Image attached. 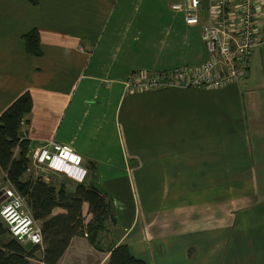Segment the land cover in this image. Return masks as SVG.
Returning a JSON list of instances; mask_svg holds the SVG:
<instances>
[{
  "label": "crops",
  "instance_id": "obj_1",
  "mask_svg": "<svg viewBox=\"0 0 264 264\" xmlns=\"http://www.w3.org/2000/svg\"><path fill=\"white\" fill-rule=\"evenodd\" d=\"M175 1L0 0V116L29 91L30 151L71 145L115 204L103 249L76 236L59 264H108L120 244L151 264H264V47L223 88L122 83L209 59L207 11L190 25ZM35 30L40 56L26 48ZM4 178L0 167V188Z\"/></svg>",
  "mask_w": 264,
  "mask_h": 264
},
{
  "label": "built area",
  "instance_id": "obj_2",
  "mask_svg": "<svg viewBox=\"0 0 264 264\" xmlns=\"http://www.w3.org/2000/svg\"><path fill=\"white\" fill-rule=\"evenodd\" d=\"M183 12L187 24L201 23L207 11L202 39L209 59L201 66H182L150 73L134 72L122 83L130 93L168 88L217 89L239 83L250 70L256 48L264 47V0H183L172 4ZM29 158L44 169L85 183L89 169L71 145L49 140L29 152ZM0 216L13 238L44 248L41 224L28 209L25 198L13 186L0 188Z\"/></svg>",
  "mask_w": 264,
  "mask_h": 264
},
{
  "label": "trees",
  "instance_id": "obj_3",
  "mask_svg": "<svg viewBox=\"0 0 264 264\" xmlns=\"http://www.w3.org/2000/svg\"><path fill=\"white\" fill-rule=\"evenodd\" d=\"M40 40L37 30L25 35L30 54L42 55ZM32 110L33 97L27 91L1 114L0 167L5 173L4 182L25 198L28 209L41 224L44 248L20 243L0 219V264H31L39 253L44 264H59L73 238L79 235L87 236L91 245L102 250L103 235L110 231V220L113 221V200L95 184L85 182L70 186L65 182H48L42 176L24 178L30 166L31 143L22 138L21 127ZM85 204L90 220L84 212ZM57 209L64 212L55 213ZM109 252L108 264H151L136 257L128 244L111 247Z\"/></svg>",
  "mask_w": 264,
  "mask_h": 264
},
{
  "label": "rangeland",
  "instance_id": "obj_4",
  "mask_svg": "<svg viewBox=\"0 0 264 264\" xmlns=\"http://www.w3.org/2000/svg\"><path fill=\"white\" fill-rule=\"evenodd\" d=\"M30 162H31V168H30V172L27 174V178L31 177V176L35 177V178L39 177V176H42L48 182L54 181L57 184H61L62 182H65V183H67V185L69 184L70 186H75L77 184V182L70 180V178H68L64 174H58V173L46 170V169H44L45 166H39V168H38L32 163V161H30ZM132 163H134V161H132ZM3 185L4 186H10V184H6V183H3ZM157 187L155 189V193L158 192ZM148 188L149 187H147V189ZM102 189H105V188L102 187ZM152 191L154 192V190H152ZM113 205H114L113 209L115 211L114 201H113ZM151 205L152 204L148 203V207H146V208L150 209ZM115 212L113 213V217H112L113 221H112V219L110 220V227L115 226L117 224V218H116ZM114 216H115V218H114ZM0 219H1V216H0ZM39 259H41V253H39L38 259H36V261H38Z\"/></svg>",
  "mask_w": 264,
  "mask_h": 264
},
{
  "label": "water",
  "instance_id": "obj_5",
  "mask_svg": "<svg viewBox=\"0 0 264 264\" xmlns=\"http://www.w3.org/2000/svg\"><path fill=\"white\" fill-rule=\"evenodd\" d=\"M1 194V193H0ZM27 247H32L33 246V243L32 242H29L28 244H26Z\"/></svg>",
  "mask_w": 264,
  "mask_h": 264
}]
</instances>
